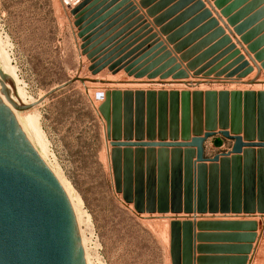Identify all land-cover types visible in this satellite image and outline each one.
Listing matches in <instances>:
<instances>
[{"label":"rangeland","instance_id":"1","mask_svg":"<svg viewBox=\"0 0 264 264\" xmlns=\"http://www.w3.org/2000/svg\"><path fill=\"white\" fill-rule=\"evenodd\" d=\"M0 36L29 99L195 84L37 106L93 264H264V0H0ZM195 137L196 211L197 147L113 145Z\"/></svg>","mask_w":264,"mask_h":264},{"label":"water","instance_id":"2","mask_svg":"<svg viewBox=\"0 0 264 264\" xmlns=\"http://www.w3.org/2000/svg\"><path fill=\"white\" fill-rule=\"evenodd\" d=\"M76 82L117 83H183L187 81H133L115 82L78 74L50 89L36 102L15 101L8 83L11 78L0 70V264H87L85 247L72 201L53 169L41 156L24 131L17 111H27L45 102L58 91ZM197 84V83H196ZM103 97L98 93V98ZM231 137L228 132H222ZM208 132L205 138L212 136ZM205 138L195 137L191 142L120 143L114 146L197 147L193 162V205L198 209V165L204 158ZM232 152H243L245 144L236 136ZM216 145L222 141L216 139ZM264 146V144H261ZM216 155L211 161H219Z\"/></svg>","mask_w":264,"mask_h":264},{"label":"bare ground","instance_id":"3","mask_svg":"<svg viewBox=\"0 0 264 264\" xmlns=\"http://www.w3.org/2000/svg\"><path fill=\"white\" fill-rule=\"evenodd\" d=\"M4 41H3L2 37L0 36V70H2L6 75H8L11 78L12 85H10V83H8V86L11 89V91H12L13 85H15V87L19 93V96H15L12 93L13 98L15 99V101L22 102V103L36 102L39 98H42L46 93L40 95V97L38 99H34V98L29 99L27 91L25 90V88L23 86H21V83H20L19 77L17 75V71H16L15 66H13L11 64L9 54L5 50V47H3ZM136 85L137 86H146L145 83H140V84L138 83ZM201 86L203 87L205 85H201ZM256 86L261 87V88L264 87V85H256ZM13 90L15 91V88ZM98 93H102L103 97L98 98ZM94 94H95L94 100H96V101L105 100V92L103 93V92L98 91ZM37 109L38 108L36 106V107H34L30 110H27V111H17V112L19 114V117H20L22 126L24 128V131L28 135L29 139L33 142L35 147L40 152L41 156L48 163V165L53 169V171L55 172V174L58 176L61 183L65 187V189H66V191H67V193H68V195L72 201V204L74 206L76 214H77V218H78V222H79V226H80V230H81V234H82L83 244L85 247L87 264H93L91 261V258H90L89 251H88L89 249L87 248V239L85 237L84 230L82 227L83 213L80 209V198L74 193V190L72 189L70 184L58 172V170L55 168L54 164H52L50 162V160L48 159V152H49L48 144H47L46 137H45V135H44V133L40 127V123H39L40 118H39V115L37 113Z\"/></svg>","mask_w":264,"mask_h":264}]
</instances>
